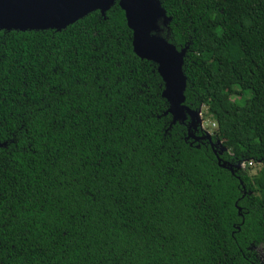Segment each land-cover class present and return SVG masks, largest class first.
I'll list each match as a JSON object with an SVG mask.
<instances>
[{"label": "trees", "instance_id": "obj_1", "mask_svg": "<svg viewBox=\"0 0 264 264\" xmlns=\"http://www.w3.org/2000/svg\"><path fill=\"white\" fill-rule=\"evenodd\" d=\"M157 1L209 138L117 1L0 31V264H264V0Z\"/></svg>", "mask_w": 264, "mask_h": 264}, {"label": "water", "instance_id": "obj_2", "mask_svg": "<svg viewBox=\"0 0 264 264\" xmlns=\"http://www.w3.org/2000/svg\"><path fill=\"white\" fill-rule=\"evenodd\" d=\"M114 1L131 32L132 52L157 67L163 83L161 96L168 101V111L177 118L184 109L190 117V125L194 121L199 125L195 117L198 111L181 105L185 83L181 73L184 51L177 52L161 38L150 35L156 19L163 16L157 0H0V31L60 30L92 11L103 14ZM205 137L209 138L206 133ZM214 146H219L218 142Z\"/></svg>", "mask_w": 264, "mask_h": 264}, {"label": "rangeland", "instance_id": "obj_3", "mask_svg": "<svg viewBox=\"0 0 264 264\" xmlns=\"http://www.w3.org/2000/svg\"><path fill=\"white\" fill-rule=\"evenodd\" d=\"M200 111H203V108H201ZM200 111L197 112V115L195 116L196 119L199 121V127L201 130L206 133V135H210L212 130L214 129V124L211 122V120L207 117H203L200 115ZM243 167V166H241ZM260 168V164H246L245 165V171L249 176L255 175V173L258 171ZM243 169V168H242ZM257 254L259 255L260 258H264V245H260L256 248Z\"/></svg>", "mask_w": 264, "mask_h": 264}, {"label": "built area", "instance_id": "obj_4", "mask_svg": "<svg viewBox=\"0 0 264 264\" xmlns=\"http://www.w3.org/2000/svg\"><path fill=\"white\" fill-rule=\"evenodd\" d=\"M249 164V163H248Z\"/></svg>", "mask_w": 264, "mask_h": 264}]
</instances>
